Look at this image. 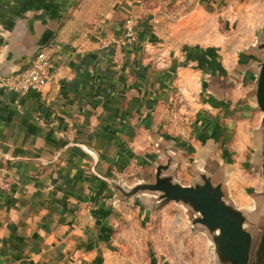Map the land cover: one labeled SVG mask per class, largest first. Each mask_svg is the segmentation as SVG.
<instances>
[{
	"label": "crops",
	"instance_id": "0c3cea01",
	"mask_svg": "<svg viewBox=\"0 0 264 264\" xmlns=\"http://www.w3.org/2000/svg\"><path fill=\"white\" fill-rule=\"evenodd\" d=\"M160 4L149 9L145 0H0V74L27 69L45 50L52 75L50 84L26 95L0 85V264H107L115 203L108 181H145V170L151 179L158 158L154 138L171 146L182 185L201 160L226 165L235 201L236 167L224 154L218 128L224 121L218 115L230 107L219 99L227 96V82L232 87L244 77L253 92L259 62L238 63L226 74L209 56L212 49L171 44L188 25L160 15ZM132 13L140 16L133 43L124 31ZM106 37L122 41L120 67L113 62L115 47L101 46ZM253 47L251 53L261 56ZM160 57L172 61L160 64ZM182 58L197 69V117L188 145L193 154L165 132L164 107L178 86L171 75Z\"/></svg>",
	"mask_w": 264,
	"mask_h": 264
},
{
	"label": "rangeland",
	"instance_id": "374dc122",
	"mask_svg": "<svg viewBox=\"0 0 264 264\" xmlns=\"http://www.w3.org/2000/svg\"><path fill=\"white\" fill-rule=\"evenodd\" d=\"M159 2L160 15L167 14L176 21L184 19L188 25L181 40L171 44L195 43L197 49H212L209 56H216L219 67L227 69L226 74L238 63L242 66L250 60L261 63L262 55L251 52L253 46L264 44V0H145L149 9L156 8L154 5ZM182 59L180 67L175 66L176 73L171 75L178 81V86L173 90V99L164 107V123L168 128L165 132L190 148L188 151L193 154L195 149L188 145L192 141L189 133L195 127L197 117V106H194L199 94L198 79L194 78L197 69L193 65L196 63ZM171 61L160 57L158 62L167 64ZM225 85L227 96L221 95L219 101L230 108L225 116L218 115L224 120L218 128L221 129V142L227 147L224 154L232 157L230 164L236 167L231 184L233 198L240 207H254L250 198L261 192L263 186L256 166L260 160L259 132L263 113L253 97L251 80L248 82L244 77L238 85L231 87L229 82ZM170 107L177 114L173 119L166 114ZM169 131L173 133L170 135ZM142 174L146 182L153 181V178H147V170ZM179 176L183 179L182 174ZM131 177L122 183L126 190L139 183ZM159 201L155 195L140 194L112 204L114 223L107 264H214L215 246L201 228L192 225L191 212L181 204Z\"/></svg>",
	"mask_w": 264,
	"mask_h": 264
},
{
	"label": "water",
	"instance_id": "95a60500",
	"mask_svg": "<svg viewBox=\"0 0 264 264\" xmlns=\"http://www.w3.org/2000/svg\"><path fill=\"white\" fill-rule=\"evenodd\" d=\"M256 48L261 51L262 61L257 66L253 97L263 113L256 166L263 186L261 192L251 196L254 208L236 206L228 186L229 170L215 158L198 162L190 171L189 184L182 185L173 171L177 165L175 154L163 138H154L158 158L153 163V181H140L130 190L121 182L108 181L115 192L114 202L152 194L161 203L175 202L187 208L192 225L201 228L215 246L214 264H257L264 258V44Z\"/></svg>",
	"mask_w": 264,
	"mask_h": 264
},
{
	"label": "built area",
	"instance_id": "2783aa9c",
	"mask_svg": "<svg viewBox=\"0 0 264 264\" xmlns=\"http://www.w3.org/2000/svg\"><path fill=\"white\" fill-rule=\"evenodd\" d=\"M139 20L138 14H130L124 23L125 38L131 43L135 41ZM111 45L115 47L113 62L120 67L124 60L122 41L115 37H106L101 41V46L104 48ZM50 69V55L45 50H40L32 57L27 69H19L8 75L0 74V85L20 95H26L30 91H40L52 81ZM166 114L172 119L177 115L172 108L166 109Z\"/></svg>",
	"mask_w": 264,
	"mask_h": 264
},
{
	"label": "bare ground",
	"instance_id": "6f19581e",
	"mask_svg": "<svg viewBox=\"0 0 264 264\" xmlns=\"http://www.w3.org/2000/svg\"><path fill=\"white\" fill-rule=\"evenodd\" d=\"M257 264H264V258L261 257L260 262H258Z\"/></svg>",
	"mask_w": 264,
	"mask_h": 264
}]
</instances>
